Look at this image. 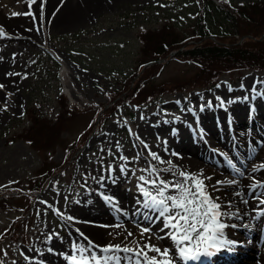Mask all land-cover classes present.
I'll use <instances>...</instances> for the list:
<instances>
[{"label": "rangeland", "instance_id": "374dc122", "mask_svg": "<svg viewBox=\"0 0 264 264\" xmlns=\"http://www.w3.org/2000/svg\"><path fill=\"white\" fill-rule=\"evenodd\" d=\"M229 1L239 2L241 0ZM76 2L80 9L68 0V6L66 5L60 13L55 9L59 6V0H54L50 15L45 17L47 0H34V2L31 0H0V25L3 26V22L7 23V26H4L5 30L0 27V66H7L8 72L3 79L18 91L16 95L8 93L7 101H0L3 108L0 113L2 114L0 121V189L28 190L29 182L36 176V170L42 164V158L25 141L20 140L14 144L8 142L13 134H20L31 124V119L26 114L29 109L55 122L63 110L62 94L66 87L71 91L69 94L71 102H76L80 110L87 106H106L109 104L110 97L121 90L124 78L129 79L137 71L136 62L139 50L144 46L139 38L142 29L153 30L160 28L164 23H171L176 27L175 31L183 38H192L194 32L198 31L199 8L195 0H88L86 9H84V0ZM34 4V17L31 14L25 15V13H31ZM66 11H68L69 20L64 24L56 25L54 20ZM14 13L19 15H14ZM34 27L43 35L42 38L30 39L24 34ZM225 30L226 24L217 21L213 23L210 34L220 36L222 35L220 32ZM23 40H28L29 43ZM60 59L67 68L65 77L68 86L66 87L64 80L60 79L61 65L57 62ZM197 71L196 66L171 61L154 83L158 87L178 85L194 76L200 77ZM9 73L12 75H8ZM252 81L264 85V71L224 75L215 87L166 94L155 98L141 108L124 104L109 116L98 132L92 134L78 153V159L71 169L54 179V182L52 179L46 184L42 192L36 195L35 200L26 199L24 201V207L31 204L30 210H24L22 207L17 210L0 209V238H3L0 242V258L6 260V264H19L22 261L21 251L26 247L31 248L34 240L45 230H51V235L59 240L70 237L72 231L68 228L66 221L74 222L78 216H82L84 221L90 219L89 214L83 217V214L87 212V205H90L89 202L86 205V201L90 194L99 193L97 183L105 173L107 177L119 182L121 192L138 193L142 196L138 187L141 184L139 177L143 175L149 178V172L144 170L150 166L155 167L160 177L165 180L180 179L178 175H173L174 172L163 173L166 165L180 159L171 156L172 159H169L167 164L157 165L152 157H148L150 153L162 152L163 147L174 150L177 144L182 143V136L187 140L193 138L197 141L194 137L199 130H207V135L212 134L209 135L210 138L219 145L218 149H225L222 148L224 144L221 143L213 120L212 127L203 125L196 108L201 105H222L229 111L230 102H237L240 99L235 92H240L243 98L246 88L244 84L247 83L249 86ZM222 86L225 88L222 89ZM184 87L189 89L191 85L185 84ZM3 90L0 88V93H4L5 90ZM231 90H235L234 98H232L233 94L230 95ZM261 92H264V87ZM188 106L196 112L194 116H190L194 120L192 124L183 129L175 125L176 119L173 120L163 130L161 142L154 140L153 134H149L148 139H140L133 134L135 132L134 123L142 114L149 117L167 107L171 114L184 117ZM172 116L166 115L167 118ZM80 119L81 115H77L68 125V132L63 134L65 142L76 140L86 127ZM258 119L261 121L260 127L256 126L255 133H252L254 131L252 127H248L250 136L246 137L242 136L245 133L244 128L237 122L232 123L239 128L240 134L233 132V137L237 138V142L244 151L246 152L248 145L255 150L253 158L249 161L245 158L247 153L242 155V149L234 150H238L239 160L233 157V151L226 150L235 163L237 172L235 175H230V180L236 184V187H239L238 190L230 192L234 183L227 182L221 185L218 183L221 182L220 179H216L211 173L204 172V165L198 167L202 171L200 175L205 178V185L216 186L218 190L224 191L218 195L222 198L217 202L221 205L223 213L230 211L231 218L236 217L241 208L232 206L231 200L223 196L228 197V191L230 198L232 194H240L242 200L247 201L244 205L246 206L249 200L244 197L245 190L252 184L256 185L257 182L264 184V120L262 116H258ZM108 128L111 129L109 134L106 133ZM163 137H176L177 143L173 141L163 143ZM48 156L49 161L60 165L66 157L65 145L57 147ZM239 166L246 170V175L239 174ZM175 173L178 174V172ZM225 177L224 174L223 178ZM75 186L80 188H75ZM13 195L15 199L18 198L16 194ZM214 197L217 198L215 195ZM257 200L260 202L259 197ZM74 202L78 203V208L71 206ZM143 207L144 204H142ZM248 207L252 215V204ZM155 213L150 210L145 213L138 209L134 218L130 212L124 214L128 222L133 225L130 231L133 235L129 236L127 233L124 239L116 232L107 231L114 225V223H109L102 227L104 244L97 243V240L87 235H84L85 240L88 239L100 246L119 244L124 247L120 241L123 239L127 242L126 246L137 247L148 235L168 244L172 240L165 236L168 229H164V219L160 218L163 224L159 223L157 227L158 220L151 218ZM68 217L73 219H68ZM112 221L116 222V220ZM222 222L227 223L224 218ZM260 222L259 220L258 223ZM249 223L252 228L256 225L252 221ZM140 226L150 227V233L141 235ZM8 230L11 233H8ZM75 230L73 228V231ZM230 235L235 236L234 233ZM38 244L39 242L35 243L36 247L40 248ZM77 246L87 247L88 245L84 241L83 244ZM94 251L98 252L96 249ZM73 254L74 248L71 247L68 256ZM126 256L131 255L128 253L119 255L122 258L119 264H129V261L123 259ZM37 262H40L39 258ZM43 263L53 264L49 260Z\"/></svg>", "mask_w": 264, "mask_h": 264}, {"label": "bare ground", "instance_id": "6f19581e", "mask_svg": "<svg viewBox=\"0 0 264 264\" xmlns=\"http://www.w3.org/2000/svg\"><path fill=\"white\" fill-rule=\"evenodd\" d=\"M76 1L81 0H69V3H75L77 8L80 9L78 3ZM88 0H84V9L87 8L86 2ZM54 3V0H47L46 3V10H45V17L49 16L51 13V5ZM68 0H59L58 7L56 6V11H59L60 13L63 11L64 7L69 4ZM68 6V5H67ZM67 8V7H66ZM74 11V10H73ZM35 12V4L32 7L31 10V16L34 17ZM58 12V13H59ZM76 12V11H74ZM83 14V13H80ZM58 15V14H57ZM57 17V16H56ZM69 20V14L68 11L66 13H62L59 15V17L54 20L56 25H61L66 23ZM6 26L7 23L3 22ZM26 36H28L30 39H40L42 38V34H40L37 29L34 27L24 33ZM26 43H29L28 40H23ZM63 66V72H66V67L64 64ZM8 72L6 65L0 66V84L4 85L2 89H4V93H0V101L4 102L8 99V93L12 95L18 94V91L16 88L8 85L4 79L3 76H5ZM245 88V95L243 98H241L240 92H235V90L230 91V95H232L234 92L238 97L240 98L237 102H230V110L229 111H223L224 108L222 105L220 106H210V105H201L196 108V111L201 116V123L203 125H206L207 127H212V120L214 123V127L218 133L219 136H221L222 133H225V126H226V120L229 118L234 117L236 120L242 122L244 119V116L246 113L251 110L252 108L254 111L259 115L262 116L264 119V92L262 91V88L264 87L263 84L257 83L256 81H252V83L247 86V83ZM225 87L222 86V89ZM229 95V96H230ZM79 98V97H78ZM167 107L160 109L157 114L151 115L149 117L143 116V114L140 116V118L134 123V130L136 133V136L140 139H148L149 134L153 135H162L163 130L166 129V127L169 126V123H171L173 120L176 119L175 125L185 128L188 125L192 124L194 121L192 119L193 110L190 108V106L187 107V113L184 117L182 116H175L171 114ZM3 111L2 105L0 103V113ZM166 115H170L172 117H166ZM251 117H256L255 115H252ZM2 118V114H0V121ZM158 118H161L160 120H157ZM214 118V119H213ZM253 118V119H254ZM156 121H160L156 124H154ZM220 123L223 127V131L218 129L215 124ZM254 124L258 125V122L254 120ZM106 133H111V129L108 128ZM106 134V136L108 135ZM212 135V134H211ZM176 139V137L168 138L163 137L162 142L166 143L172 141V139ZM177 143V139H176ZM193 144V145H192ZM192 145V146H191ZM174 151H176V157L182 158L181 160H177L172 162L169 165H166V167L163 170L164 172H180L185 171L188 173L196 174L197 176H201L202 173L196 166L200 164L201 161H205L208 157V153L205 151V149L199 145L198 143H195L193 141L185 142L182 138V143H179L175 146ZM140 152V151H138ZM254 153V151H251L248 153V156H251ZM159 157L163 158L165 157L164 154H159ZM199 161H198V160ZM203 159V160H201ZM162 160V159H161ZM167 162V160H166ZM111 175V173H109ZM107 173L104 174V176L101 178V180L98 182V185L100 187V190L106 195V197H111L112 202H109L108 200H105V203L103 202V199H100L98 201H94L92 199V196L88 197V202L90 205H87V212L83 214V217L89 214L90 219L87 221H84L82 216H78L74 219V222L67 221L68 228L72 231L71 227H74L75 231H72V234L70 237L59 240L55 239L54 236L51 235V230H45L44 235L42 238L44 239L43 242L40 245V248H37L35 243H37L40 239L39 237L34 240V244L30 249H27L25 252H23V258H25V264H37L34 261L36 258H39L41 254H43L42 262L49 260L53 264H70V261L66 259L68 257V251L71 247L74 245H80L83 244L81 237L79 238L77 236V233L79 232L81 234L84 233L87 236H90L91 238H94L97 240L96 242L99 244H104L103 235L104 232L102 230V227L109 224L114 223L112 227H110V232H116V233H122L127 234L132 229V225L124 222L127 221V212H130L133 215L136 213V211L139 209V202L142 200L141 196H131L128 198L123 197V195H118L117 189H112L110 186H108L107 182ZM107 184H106V182ZM248 182V181H247ZM70 188H73V186H70ZM75 188H80L79 186H75ZM235 188H232V191H234ZM251 191V186L245 190V195H248ZM263 192L260 190H254V194H252L251 197V204L253 208V214L250 215V207L249 204L245 205V202L242 200L240 194H232V200L229 196L228 191V199L232 201V206L236 208H241V211L238 213L237 219L244 223V230L247 232V235L253 240V242L250 244V253L252 254V258H245L240 257L238 259L233 260L234 256L231 255L227 258L222 257L223 261L221 264H238L239 262L248 261L247 264H264V217L261 215L262 210L264 209V205L259 206V202L257 200V196ZM208 193L214 194L218 197L219 194L224 193V191L218 190L216 186L208 187ZM244 193V192H243ZM260 199H264V197H259ZM112 205H110V204ZM74 208H78L79 205L77 202H74L72 205ZM90 212V213H89ZM116 220V222L112 221ZM151 218H156V213L151 216ZM259 220L261 221L260 223ZM252 221L256 224L254 229H249L248 224ZM155 222V221H154ZM102 223V225H101ZM81 225V226H79ZM119 225V227H117ZM81 231V232H80ZM76 232V233H75ZM246 235V233L244 234ZM243 238V237H242ZM70 242L68 243V241ZM94 240V241H95ZM147 243H151L153 245H157L156 241L152 238H148ZM227 249L230 251H233L236 246L232 244H225L224 245ZM255 248H260V254L255 251Z\"/></svg>", "mask_w": 264, "mask_h": 264}, {"label": "snow or ice", "instance_id": "6c2138e0", "mask_svg": "<svg viewBox=\"0 0 264 264\" xmlns=\"http://www.w3.org/2000/svg\"><path fill=\"white\" fill-rule=\"evenodd\" d=\"M30 14L32 13H25V15ZM14 15L19 14L14 13ZM3 87L4 85H0V88ZM150 155L153 160H160L156 153ZM160 162L163 163L162 160ZM144 171L149 172V178L140 176L141 184L138 186L144 198V207L158 213V218L164 219V229H168L165 236L173 241L177 250L176 255L184 261V264H188L189 261L199 262L202 257L212 255L213 250L234 243L224 239L223 230L227 225L221 221V217L225 213L221 211V205L208 193V186L204 183L205 178L180 171L178 174L173 173L180 179L165 180L160 177L155 167L150 166ZM256 186L264 187V184L257 182L253 189ZM106 200L112 202L111 197H106ZM261 203L264 204V200H261ZM68 219L73 218L68 217ZM149 231L150 229L147 228L142 229L141 235ZM128 235L131 236L133 233L129 232ZM163 238L165 237H161ZM73 248L74 254L66 257L70 264H113V261L119 264L122 258L115 255L118 252L132 253L131 256L123 257L129 261V264H174L170 249L165 248L162 251L151 243L138 245L134 249L127 246L121 248L119 244L100 246L90 241L87 247L74 245ZM108 253L112 255H107Z\"/></svg>", "mask_w": 264, "mask_h": 264}, {"label": "trees", "instance_id": "16d2710c", "mask_svg": "<svg viewBox=\"0 0 264 264\" xmlns=\"http://www.w3.org/2000/svg\"><path fill=\"white\" fill-rule=\"evenodd\" d=\"M237 7L231 12L227 10L231 13L234 34L240 38L251 35L248 40L245 39L242 43L234 45L237 43L234 38H224L221 43H217L206 38L205 27L198 25L199 33H194L202 34V37L195 38L197 40L190 45L188 44L190 39L183 38L170 26L159 31L161 33L156 36L150 32L147 34V47L144 50V57L147 61L169 59L171 51H179L180 48H183L175 56V59L199 65L198 74L200 77L197 78L203 81L202 84L212 82L218 77L219 72L264 68V39L259 41L264 35V2L251 1ZM163 66L155 63L146 68L142 78L137 81L136 88L141 87L138 96L142 101L147 99V94L152 95V92H155L150 83L153 82ZM190 84L195 86L193 81ZM166 91H171V88H166Z\"/></svg>", "mask_w": 264, "mask_h": 264}]
</instances>
